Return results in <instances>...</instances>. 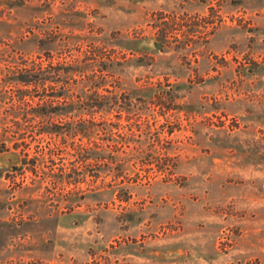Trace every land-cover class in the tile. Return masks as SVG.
<instances>
[{
  "label": "rangeland",
  "instance_id": "1",
  "mask_svg": "<svg viewBox=\"0 0 264 264\" xmlns=\"http://www.w3.org/2000/svg\"><path fill=\"white\" fill-rule=\"evenodd\" d=\"M93 41L174 89L98 140L110 168L12 111L18 69ZM0 264H264V0H0Z\"/></svg>",
  "mask_w": 264,
  "mask_h": 264
},
{
  "label": "trees",
  "instance_id": "2",
  "mask_svg": "<svg viewBox=\"0 0 264 264\" xmlns=\"http://www.w3.org/2000/svg\"><path fill=\"white\" fill-rule=\"evenodd\" d=\"M161 24L156 25L160 28L158 37L161 43L163 42L162 46H167L165 43L167 28L166 26L161 28ZM67 38L72 39V36ZM87 39L88 37H85V40ZM85 45L87 46L78 44L75 48L76 53H68L66 56L70 57L69 60L57 61L54 64L48 62L45 66L33 64L30 68L15 71L16 75L10 82L13 86L19 85L20 88L15 89L12 111L14 116L28 113L32 117L40 116L45 122L41 133L50 134V137L59 136L62 140L67 137L76 139L75 149L81 161L92 160L99 167L100 164H105L106 168H110L108 163L116 160L119 152L127 151L115 145L109 153L104 148V143L98 140L114 139L109 127L121 126L119 119L122 112L127 113L128 123L136 121L135 115L140 118L143 113L148 114L146 111H149L154 103L164 109L162 114H166L172 108L171 103L166 105L158 99L163 93L172 95L174 89L170 87L165 90L151 82L142 85L133 83L126 89L121 81V71L131 59H127L125 54L115 48H108L94 41ZM163 48L165 47L158 49ZM45 56L50 60L53 54L47 52ZM167 85L170 86L169 83ZM23 86L40 87V91L34 89L35 93H32L31 88L24 89ZM26 96L31 100L37 96V107L32 106L25 111L22 106L27 104ZM109 114L116 118L115 123H111L107 118ZM54 116L60 118L69 116L76 119L66 122L65 126H60L50 121ZM146 122H149L148 119ZM97 131L108 134V137L97 136ZM142 149L143 146H137L133 151L140 154L143 152Z\"/></svg>",
  "mask_w": 264,
  "mask_h": 264
}]
</instances>
